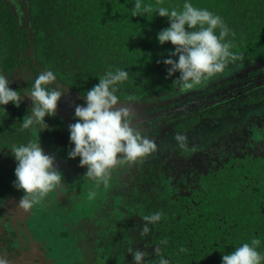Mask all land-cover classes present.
<instances>
[{
  "label": "trees",
  "instance_id": "obj_1",
  "mask_svg": "<svg viewBox=\"0 0 264 264\" xmlns=\"http://www.w3.org/2000/svg\"><path fill=\"white\" fill-rule=\"evenodd\" d=\"M6 1L0 0V68L12 78L25 72L22 86L13 84L22 96L44 70L54 71L57 79L53 87L58 85L79 98L107 72L116 70L129 73L128 79L118 86L119 103L182 93L174 83L179 74L169 78L162 62L174 49L170 43L160 46L156 39L157 33L169 24L167 18L156 16L155 9L159 4L180 10L184 0H142L152 5L153 11L136 17L131 11L135 0H15L16 12L12 2ZM190 2L220 16L230 30L225 40L231 42V51L238 59L230 61L226 70L252 62L264 63V0ZM19 11H24V15ZM26 99L32 106L31 99L25 96ZM263 101L264 94H258L246 103L256 105ZM226 111L219 107L202 116L215 122L225 117ZM22 120L12 104L6 106V112L0 110V171L16 168L11 145L36 140L33 131L21 129ZM48 122L46 118L47 135L54 136L56 144L71 149L69 135H63L64 130L53 128ZM199 122L200 117H189L172 128L177 134L188 133ZM262 148L257 145L255 150L246 148L244 153L224 157L210 163L203 173L189 174L185 169L176 175L173 165L168 164V176L163 172L155 175L149 166V174L141 176L140 182L150 185V190L142 188L133 199L144 222V217L155 213H160L161 219L153 227L147 226V232L128 231L131 236L123 238L116 249L117 238H111L109 233L111 249L103 252L99 264H133L130 248L146 253L145 264H158L160 255L169 264H222L223 254L256 238L261 241L258 251L264 255ZM171 175L175 177L170 180L167 177ZM163 187L168 193L160 191ZM83 190L87 202L81 198V204L89 205L90 190ZM92 205L98 210V204ZM112 223L109 222L111 227ZM128 229L126 226L123 232ZM141 236L145 243L139 239ZM2 238L4 234L0 236V257L9 263L11 258L2 255ZM11 244V240L9 244L5 242L8 249Z\"/></svg>",
  "mask_w": 264,
  "mask_h": 264
},
{
  "label": "rangeland",
  "instance_id": "obj_2",
  "mask_svg": "<svg viewBox=\"0 0 264 264\" xmlns=\"http://www.w3.org/2000/svg\"><path fill=\"white\" fill-rule=\"evenodd\" d=\"M7 1L12 2V8L16 12L15 0ZM21 13L24 15L25 12L19 11L20 15ZM0 74H4L1 68ZM4 75L10 80V87L13 90H16L13 84L22 86V81L26 78L24 71L15 74L13 78ZM258 94H264V63L252 62L227 69L224 73L210 78L202 86L172 97L118 103V107H127L130 110L131 126L156 144V151L141 161L132 166L125 164L111 170L110 180L113 174H117L114 172L116 168L123 171L124 175L128 174L125 175L127 183L123 185L112 184L109 180L107 185H104L87 178L86 169L80 167L79 159H68L67 153L70 149L66 147L67 145L56 144L54 136L47 135L45 128L34 132L35 138L40 139L45 153L55 159L56 167L63 174L62 183L40 204L32 209L23 210L19 206L23 193L13 187L15 170L0 171V236L4 234L2 239L5 247L2 255L11 258V264H76V262L99 264L103 252L111 249L109 233L112 234L111 238H117L116 249L123 238L131 236L129 234L131 230L135 234L134 229H140L141 232L145 226L153 227L157 223L144 222L139 216L140 209L133 199L142 188L150 190V185H143L140 182L141 176L149 174V166L154 169L155 175L163 172L164 176H168V164L173 165L176 175H178L177 171L181 172L185 169L191 171L189 174L203 173L208 170L212 161L221 158L219 153L222 150L220 154L225 153L222 156L227 157L232 152H239L248 146L252 147L255 140L264 137V101L256 105L246 103L248 98ZM24 98L25 96L21 98L20 106L17 108L18 115L22 119L32 107L28 102L29 99L26 101ZM83 103L84 98L67 93L58 103L56 115L48 118V125L56 129L60 128L69 135V125L76 122L75 107ZM219 107L227 110L225 117L212 122L211 119L202 116L205 112H211ZM194 116L200 117V122L192 131L179 134L186 137L185 147L182 148L175 140L178 134L172 127L181 119L186 120ZM250 130H253L254 137L248 136ZM210 149L217 150V156L211 158L208 153ZM131 168L133 171L129 170ZM172 177L175 176L171 175L167 178L171 180ZM93 185H97L95 192H100L104 202L99 208L105 211L99 212L107 213L110 223L113 221L112 227L108 223L103 229L100 225V216L81 210L83 205L80 203V198L87 199V196L83 195L85 193L83 188L93 191L95 189ZM159 189L164 194L168 193L164 187ZM91 191L88 196L89 202L95 198ZM74 193L76 197L72 198ZM99 200H101L100 196ZM126 203L130 206L126 207ZM28 216L31 217V231L26 227ZM118 222L123 225L118 226ZM19 223H25L23 232L18 226ZM126 226L129 229L123 232ZM94 227L100 230L97 236L99 239L94 238ZM38 229L42 232L45 229L51 230L52 237L42 242L43 249L42 246L39 249L40 239L32 237L37 235ZM115 231L117 232L114 233ZM92 238L95 242L91 245L89 241ZM140 238L142 239V236ZM100 239L104 241L101 242ZM8 240L12 241L10 249L5 246ZM142 240L146 242L144 238ZM49 242L53 246L50 254L45 251L50 246Z\"/></svg>",
  "mask_w": 264,
  "mask_h": 264
},
{
  "label": "clouds",
  "instance_id": "obj_3",
  "mask_svg": "<svg viewBox=\"0 0 264 264\" xmlns=\"http://www.w3.org/2000/svg\"><path fill=\"white\" fill-rule=\"evenodd\" d=\"M131 11L133 17L144 16L152 13L153 7L135 0ZM155 12L156 16L168 20L169 26L159 31L156 39L160 46L169 43L173 46L174 50L162 62L169 78L179 74L174 83L181 92L202 86L210 78L224 73L230 61L238 59L231 51V42L225 40L230 30L220 16L195 7L190 0H184L180 10L158 4ZM128 76L125 70L107 72L82 95L84 103L77 104L74 110L76 122L69 125L72 147L67 153L68 159H79L80 167L86 169L85 176L104 185L115 167L135 164L156 151L155 142L131 126L130 110L118 107V86ZM56 79L54 71L44 70L22 96L10 87V80L0 74V110L6 112L9 104L18 108L21 98L27 96L32 107L21 121V129L39 132L47 126L46 118L56 115L58 103L67 94V89L53 87ZM175 140L180 147H185L186 137L178 134ZM9 149L16 162L13 187L23 193L19 206L23 210L32 209L61 186L63 174L56 167L55 159L41 147L40 139L11 145ZM144 219L155 224L161 214ZM147 231L145 226L144 232ZM260 243L256 238L235 247L231 253L222 255V264H264V255L258 251ZM128 251L133 264H145V252L131 248ZM156 253L159 255V248ZM0 264H8V261L0 257ZM158 264H169V261L160 255Z\"/></svg>",
  "mask_w": 264,
  "mask_h": 264
},
{
  "label": "flooded vegetation",
  "instance_id": "obj_4",
  "mask_svg": "<svg viewBox=\"0 0 264 264\" xmlns=\"http://www.w3.org/2000/svg\"><path fill=\"white\" fill-rule=\"evenodd\" d=\"M248 136H251V137H254V132H253V130H250V133H249V135ZM248 138V137H247ZM250 144V143H249ZM261 146V147H263L262 149L264 150V137H260V138H258L257 140H255V142H254V145H252V147H250V146H248V147H246V148H249V149H251V150H255L256 149V146ZM216 148H218V147H216ZM222 152H223V150H222ZM222 152H220V153H222ZM239 152H243L244 153V150H240ZM208 153L211 155V158H212V156L214 157L216 154H218V151L217 150H215V149H210L209 151H208ZM219 153V155H221V158L219 159V160H221L222 158H224L225 156H222V155H225V153H223V154H220ZM234 153H237V152H232L229 156H231V155H233ZM217 156V155H216ZM219 160H217V161H212V163H216V162H218ZM209 163V162H208ZM132 166V165H131ZM117 169V168H116ZM115 169V171L114 172H116L117 174H113V176H112V178H111V180L109 179V181H110V183H112V184H125V183H127V177H125V175H124V172L123 171H121V170H119V168H118V170H116ZM129 170H132V168L131 169H129ZM128 170V171H129ZM133 171V170H132ZM186 171H189V173L191 172L190 170H186ZM120 173V174H119ZM196 173V172H195ZM110 175H111V173H110ZM117 175V176H116ZM126 176H128V174L126 175ZM94 186V188L95 189H93V191H91L90 193L91 194H93V195H95V198L93 199V201L92 202H89V205L87 204V205H85V206H82L81 207V210L83 211V212H87V213H91V214H96L95 216H100L99 218H100V221H101V224L100 225H102V228L103 229H105L106 227H103V226H105V225H107L109 222H110V220L108 219V216H107V213H100L99 211H105L104 209H100L101 208V206L102 205H104V202H103V198H102V196H101V194H100V192L99 191H97V192H95L96 190H97V188H96V186L97 185H93ZM88 194H89V191L87 192ZM99 196L101 197V200H99ZM76 196H75V193L74 194H72V198H75ZM85 201L87 202V200L85 199ZM82 202H84V201H82L81 200V198H80V203H82ZM92 204H98L99 206L98 207H100L98 210H95V207L92 205ZM95 210V211H94ZM30 222H31V217H29L28 216V218H27V223H26V227H27V230L28 231H31V228H32V226L30 225ZM21 223V222H20ZM18 224V226H19V228L22 230V232L24 231L23 230V228H24V225H25V223L24 224ZM6 227V226H5ZM95 228V227H94ZM102 228H101V230H102ZM95 231H94V238L95 239H99L97 236L99 235V232H100V230H97L96 228L94 229ZM6 233H9L8 231H6ZM37 235L34 237L33 235H32V237L33 238H37V240L38 239H40V240H38V244L40 245L39 246V249H40V247L42 246V240L41 239H43L44 237H45V235H41V233H42V231L41 230H37ZM46 235L48 236V239H50V236H51V234H50V236H49V234H48V232H46ZM94 238H92V239H90V241H89V243L92 245V243H94L95 241V239ZM101 240V242H103L104 241V239H100ZM106 240V239H105ZM27 241V240H26ZM8 244H9V240H8ZM48 244H50V242L48 243ZM51 248H53V246H52V244H50V246L49 247H47L46 248V250L45 251H47V252H49V254H50V252H52L51 250ZM41 249H43V246L41 247ZM12 262L10 261L8 264H11Z\"/></svg>",
  "mask_w": 264,
  "mask_h": 264
},
{
  "label": "crops",
  "instance_id": "obj_5",
  "mask_svg": "<svg viewBox=\"0 0 264 264\" xmlns=\"http://www.w3.org/2000/svg\"><path fill=\"white\" fill-rule=\"evenodd\" d=\"M46 232H48L49 236L51 234V230H49V229H45V231L43 230V232L41 233V235L43 234V235H45V237L43 239H41L42 240L41 242H43L44 240H46V238H48V236L46 235Z\"/></svg>",
  "mask_w": 264,
  "mask_h": 264
}]
</instances>
